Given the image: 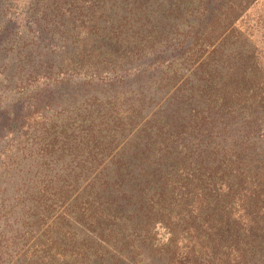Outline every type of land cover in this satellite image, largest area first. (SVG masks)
<instances>
[{"label": "trees", "instance_id": "trees-1", "mask_svg": "<svg viewBox=\"0 0 264 264\" xmlns=\"http://www.w3.org/2000/svg\"><path fill=\"white\" fill-rule=\"evenodd\" d=\"M254 1L31 0V36L0 29V264H264Z\"/></svg>", "mask_w": 264, "mask_h": 264}, {"label": "rangeland", "instance_id": "rangeland-1", "mask_svg": "<svg viewBox=\"0 0 264 264\" xmlns=\"http://www.w3.org/2000/svg\"><path fill=\"white\" fill-rule=\"evenodd\" d=\"M31 0H4V4H1L0 0V29L9 23L18 22L19 34H23V39H27L31 36L30 23L31 19H28V14H24L29 9V3ZM36 0H32L34 2ZM31 2V3H32ZM240 17L238 18L234 26L240 29L241 33L248 36V44L256 51L255 58L259 61V68L264 69V4L262 2H249L248 8L243 12H240ZM244 30V32L242 31ZM1 31V30H0ZM220 42V41H219ZM218 44V43H217ZM0 60V65H7L10 60L15 58L16 54V44L11 41L4 42ZM1 79V78H0ZM157 232V239L160 243H165L169 237L168 231L164 227L158 226L155 228Z\"/></svg>", "mask_w": 264, "mask_h": 264}]
</instances>
